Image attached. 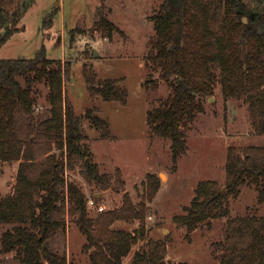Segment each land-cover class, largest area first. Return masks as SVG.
Listing matches in <instances>:
<instances>
[{
  "label": "trees",
  "instance_id": "trees-1",
  "mask_svg": "<svg viewBox=\"0 0 264 264\" xmlns=\"http://www.w3.org/2000/svg\"><path fill=\"white\" fill-rule=\"evenodd\" d=\"M33 2L0 0V45L18 29ZM251 13L245 0H184L182 7L164 0L151 16L155 36L148 58L171 92L147 110L146 119L153 133L170 139L174 159L186 150L184 127L202 110V99L212 94L217 79L225 98H244L254 132L264 136V31L244 22L242 15ZM97 27L109 36L118 29L104 14H99ZM69 70V61L46 56L44 44L32 57L0 58V160L18 162L12 192L0 193V224L10 225L1 233L0 250L13 251L17 264H68L51 248L50 239L65 230L71 218L85 235V246L93 250L92 264H123L132 245L145 238V206L125 194L121 206L97 211L87 205L88 195L79 182L66 177L65 168H77L83 180L99 190L123 185L119 169L115 174L99 170L84 141L82 116L64 95ZM83 73L90 97L126 102L121 78L97 80L86 63ZM147 80L156 83L155 78ZM37 82L48 87L49 114L43 118L34 111ZM96 111L95 106L87 108L85 116L102 138L111 137L109 122ZM225 171L223 185L200 181L186 213L175 220L191 230L210 218L226 216L219 264H264V214L229 216L225 200L249 183L257 190V201H264V143L230 145ZM90 208L95 216L88 215ZM130 219L141 221L134 232L112 227L116 220ZM144 240L131 264H170L163 240Z\"/></svg>",
  "mask_w": 264,
  "mask_h": 264
},
{
  "label": "rangeland",
  "instance_id": "rangeland-1",
  "mask_svg": "<svg viewBox=\"0 0 264 264\" xmlns=\"http://www.w3.org/2000/svg\"><path fill=\"white\" fill-rule=\"evenodd\" d=\"M163 1L34 0L19 21L18 29L0 45V58L32 57L44 44L47 57L69 61L66 101L82 116L84 141L99 170L115 174L119 169L123 185L118 189L99 190L88 185L77 168H65L66 177L76 179L85 195L95 194L106 210L121 206L125 194L133 203L142 202L144 239L163 240L165 259L170 264L179 261L219 264L227 217L210 218L190 230L177 222L175 216L186 213L185 208L190 205L200 181L215 180L224 184L230 145L262 144L264 136L254 132L244 98H225L219 79L214 83L212 94L202 99V110L184 127L186 150L176 159L172 156L170 139L150 130L147 110L161 104L171 92L168 83L160 78V69L154 68L148 58L155 36L151 16ZM245 2L252 13L242 15L244 22L264 31V2ZM52 10L54 15L46 17ZM99 14L117 25L118 29L110 36L107 30L97 27ZM84 63L97 80L121 78L120 83L127 89L126 102L90 97ZM215 71L219 74L217 67ZM154 78L156 83L147 80ZM47 92L44 82L35 84L34 111L40 118L49 114ZM94 106L96 113L109 122L111 137L102 138L85 116L87 108ZM13 162L16 161L0 160L1 194L12 192L17 173ZM225 200L229 216L264 214V201H257V190L252 184H242L235 196L229 195ZM96 214L94 209H88V215ZM140 224L139 219L116 220L112 227L134 232ZM9 227V224H0V249L1 233ZM144 239L132 245L123 264H131L134 251L144 244ZM85 243V235L71 218L66 229L50 239L51 248L64 255L68 264H92L89 254L93 250ZM13 253L0 250V264H17Z\"/></svg>",
  "mask_w": 264,
  "mask_h": 264
},
{
  "label": "built area",
  "instance_id": "built-area-1",
  "mask_svg": "<svg viewBox=\"0 0 264 264\" xmlns=\"http://www.w3.org/2000/svg\"><path fill=\"white\" fill-rule=\"evenodd\" d=\"M87 205L91 208L96 209L97 211H102L105 209V205L102 203H99L95 196L89 195L87 197Z\"/></svg>",
  "mask_w": 264,
  "mask_h": 264
},
{
  "label": "water",
  "instance_id": "water-1",
  "mask_svg": "<svg viewBox=\"0 0 264 264\" xmlns=\"http://www.w3.org/2000/svg\"><path fill=\"white\" fill-rule=\"evenodd\" d=\"M168 1L172 2L176 7H182L184 0H168ZM0 10H1V6H0ZM257 31L258 32H262V31H259V30H257ZM223 191H224V188H222L219 192H216L215 195H214V197L218 196L220 194V192H223Z\"/></svg>",
  "mask_w": 264,
  "mask_h": 264
},
{
  "label": "crops",
  "instance_id": "crops-1",
  "mask_svg": "<svg viewBox=\"0 0 264 264\" xmlns=\"http://www.w3.org/2000/svg\"><path fill=\"white\" fill-rule=\"evenodd\" d=\"M14 163V168H16L17 169V166H18V162L16 161V162H13ZM9 164V163H8Z\"/></svg>",
  "mask_w": 264,
  "mask_h": 264
}]
</instances>
